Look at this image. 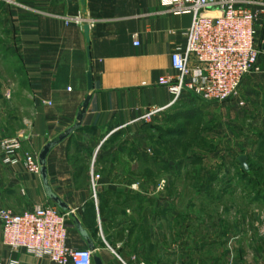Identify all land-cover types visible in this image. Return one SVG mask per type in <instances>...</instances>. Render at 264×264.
Segmentation results:
<instances>
[{"label":"crops","instance_id":"1","mask_svg":"<svg viewBox=\"0 0 264 264\" xmlns=\"http://www.w3.org/2000/svg\"><path fill=\"white\" fill-rule=\"evenodd\" d=\"M9 1L0 3L7 42L0 53V144L20 137L21 149L12 156L16 164H10L0 146V207L14 214L56 208L66 215L67 247L90 251V242L93 257L102 264H264V182L256 195L240 200L245 209L240 213L230 203L221 208L233 201L221 194L237 186L214 175L226 172L242 152L261 154L264 14L255 25L256 69L243 78L237 96L210 107L222 119L217 133L226 135L213 152L223 161L210 158L211 166L204 170L209 174L202 176L206 181L191 186L184 180L185 169L176 172L183 179L181 188L202 190L192 203L167 195L168 185L161 192L145 179H127L120 161L124 150L111 145L124 132L139 135L143 126L135 121L151 108H167L166 116L204 111V104L189 93L168 108L172 97L159 85L160 78L174 73L170 56L185 47L191 15L172 12L173 0H84V8L81 0ZM76 18L82 23L75 24ZM200 67L189 58L191 72ZM87 98L80 127L73 130ZM241 125L250 134L238 144ZM47 145L53 146L43 166L45 178L30 174L25 154L39 164ZM135 153L132 174L172 173V167L145 164L141 152ZM92 172L100 176L95 195ZM256 184L247 183L252 189ZM0 264L50 262L5 246L0 225Z\"/></svg>","mask_w":264,"mask_h":264},{"label":"built area","instance_id":"2","mask_svg":"<svg viewBox=\"0 0 264 264\" xmlns=\"http://www.w3.org/2000/svg\"><path fill=\"white\" fill-rule=\"evenodd\" d=\"M0 3L11 2L0 0ZM170 5L172 12L190 14L192 20L185 47L170 56L174 73L159 80V85L172 97L168 108L176 106L185 93L215 104L233 99L243 78L257 66L255 25L264 14V0H173ZM73 22L78 25L82 19ZM134 46L138 47L139 43L134 42ZM190 57L201 66L194 72L188 68ZM166 109L151 108L135 123L148 124ZM0 146L5 162L16 164L12 156L21 149L20 137L4 140ZM24 165L30 174L40 173L39 164L31 154H25ZM99 179V175L91 173L94 195ZM0 225L3 244L11 249L47 258L50 264H92V252L67 247L66 215L56 208L35 207L14 214L0 207Z\"/></svg>","mask_w":264,"mask_h":264},{"label":"rangeland","instance_id":"3","mask_svg":"<svg viewBox=\"0 0 264 264\" xmlns=\"http://www.w3.org/2000/svg\"><path fill=\"white\" fill-rule=\"evenodd\" d=\"M1 20L2 18H0V22ZM4 32V27L2 23H0L1 54L7 48ZM0 73L3 74V65L1 67V64ZM1 80L3 82L7 81L4 76L1 77ZM200 101L204 104V111H202L201 114H188V116H184V114L181 113H174L173 115L170 113L171 115L168 116L160 114L148 124L139 123L143 127L140 128L139 135H136V137L124 132L118 141H112L113 143L111 145H114V147H121V149L124 150V156L120 161L123 164L124 174L127 176V179L128 177L136 181H144L143 179H145L151 184L157 185L158 188H161V192H163L168 185L167 195L172 194L173 196H181L192 203H196L193 200L201 195L200 191L202 190L181 188L182 185L179 182H182L183 179H181L176 172L179 169H185L186 177L184 180H186L190 186L192 182L206 181L202 176L209 174H205L206 172H204V170H207L209 166H211L210 158L213 160L219 159L220 161L224 159L222 157L217 158V155H213V152L215 153L220 144V140L226 139V135H223L222 132L217 133L218 126L222 125V119L215 118L210 110L211 105L215 103ZM186 113L193 112L189 110L186 111ZM240 129L241 130L237 132L236 136L238 144L244 143L246 141L243 139L244 136L250 134L247 125H241ZM218 130L221 129L218 128ZM241 139L243 140L241 141ZM138 151L141 152L140 154L142 155L141 162L164 168L170 166L173 168L172 173H168L166 176L157 173L152 177V175L149 174V170H146L141 173L135 171L132 174V167L130 164L136 162L135 152ZM259 151L261 152L260 155L250 152V156L242 152L241 156L247 158L248 172H243L236 156L233 162L229 163L230 165L227 163L229 167H227L226 172L214 174L217 176V180L221 182L231 181L233 186H237L230 194L222 193L225 189L220 190L223 198L233 200L225 201V205L221 206V208H226L230 203V205H233L237 210L239 209L238 212L241 213L245 209L243 201L240 200L256 195L258 186L264 182V144ZM256 169H260V172L255 171ZM250 180H253L255 184L257 183L253 189L250 187L251 185H247ZM203 196L207 197L208 194L204 193ZM233 207H231L229 212H234Z\"/></svg>","mask_w":264,"mask_h":264},{"label":"water","instance_id":"4","mask_svg":"<svg viewBox=\"0 0 264 264\" xmlns=\"http://www.w3.org/2000/svg\"><path fill=\"white\" fill-rule=\"evenodd\" d=\"M81 6L84 8V6H85L84 0H81ZM83 12L85 13V10H83ZM83 31H84V35H85V37H86V39H87V42H88V35H89V27H88V25H85V26L83 27ZM90 81H91V80H90V76H89V88L91 87V86H90V84H91ZM88 101H89V98H87L85 104L83 105L82 109L80 110V113H79L78 116H77V123H78V124L74 127L73 130H77V129H79L80 124H81V121H82L83 114H84V112H85V110H86V106H87ZM71 132H72V130H69V131L65 134V136L61 137V138L58 140V143H59V142H62L63 140H65V139L71 134ZM52 146H53V145H47V146L43 149V151H42V153H41V155H40V162H39V165L41 166L40 174L42 175L43 178H45V170H44L43 166L45 165V159H46V156H47V154H48V152L50 151V149H51ZM238 163H239L240 168H241L244 172H248V165H247V158H246V157H244V156L239 157V158H238ZM50 197L52 198V200H54V202H55L60 208L64 209V206H62V204L59 202L58 199L54 198L53 196H50ZM86 239H87V238H86ZM89 248H90V251H91V252L94 251V247H93V245H92L90 242H89ZM92 262H93V264H102L101 260H100L99 258H97V257H93Z\"/></svg>","mask_w":264,"mask_h":264},{"label":"trees","instance_id":"5","mask_svg":"<svg viewBox=\"0 0 264 264\" xmlns=\"http://www.w3.org/2000/svg\"><path fill=\"white\" fill-rule=\"evenodd\" d=\"M183 114H184V116H188V114H189V115H191V113H183ZM192 114L196 115V113H195V112H194V113H192ZM182 134H183V133H182ZM257 170H259V171H260V169H257ZM243 172H244V171H243ZM245 174H246V173H245ZM244 176H246V175H244ZM244 176H243V177H244ZM241 178H242V177H241ZM250 182H251V180H250Z\"/></svg>","mask_w":264,"mask_h":264}]
</instances>
